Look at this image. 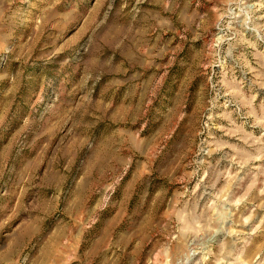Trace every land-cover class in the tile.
I'll use <instances>...</instances> for the list:
<instances>
[{
	"label": "rangeland",
	"instance_id": "374dc122",
	"mask_svg": "<svg viewBox=\"0 0 264 264\" xmlns=\"http://www.w3.org/2000/svg\"><path fill=\"white\" fill-rule=\"evenodd\" d=\"M0 264H264V0H0Z\"/></svg>",
	"mask_w": 264,
	"mask_h": 264
}]
</instances>
